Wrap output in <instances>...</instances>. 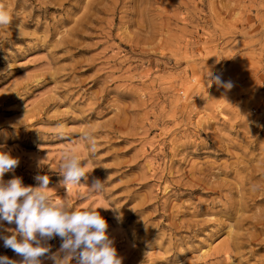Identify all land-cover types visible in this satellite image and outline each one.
Segmentation results:
<instances>
[{"label":"rangeland","instance_id":"1","mask_svg":"<svg viewBox=\"0 0 264 264\" xmlns=\"http://www.w3.org/2000/svg\"><path fill=\"white\" fill-rule=\"evenodd\" d=\"M0 6V151L20 160L4 181L46 174L54 199L103 207L123 264H264V0ZM69 147L88 180L66 189Z\"/></svg>","mask_w":264,"mask_h":264},{"label":"clouds","instance_id":"2","mask_svg":"<svg viewBox=\"0 0 264 264\" xmlns=\"http://www.w3.org/2000/svg\"><path fill=\"white\" fill-rule=\"evenodd\" d=\"M11 22L9 13L0 6V26ZM205 79L217 87L231 89V81L221 80L209 68ZM90 151L97 150L96 140L89 134L82 138ZM20 160L10 152L0 151V240L20 259L0 255V264H43L47 256L52 264H123L114 239L108 234V223L98 209L74 208L68 200H57L50 194V177L36 175V186L25 185L20 177L4 181L6 173L14 172ZM61 184L79 185L88 180V174L75 148H66L62 154ZM105 180L94 178L89 191L102 193ZM107 209V208H104ZM15 227H4V225ZM59 237V249L52 253L49 241ZM49 253H51L49 255Z\"/></svg>","mask_w":264,"mask_h":264}]
</instances>
